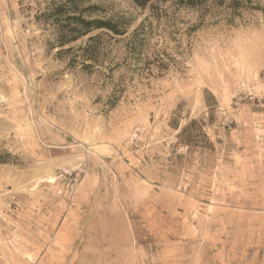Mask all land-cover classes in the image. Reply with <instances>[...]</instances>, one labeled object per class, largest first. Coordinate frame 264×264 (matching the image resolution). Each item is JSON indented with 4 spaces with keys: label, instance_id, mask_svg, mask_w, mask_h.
<instances>
[{
    "label": "rangeland",
    "instance_id": "obj_1",
    "mask_svg": "<svg viewBox=\"0 0 264 264\" xmlns=\"http://www.w3.org/2000/svg\"><path fill=\"white\" fill-rule=\"evenodd\" d=\"M61 1L0 0V264H264V12Z\"/></svg>",
    "mask_w": 264,
    "mask_h": 264
},
{
    "label": "trees",
    "instance_id": "obj_2",
    "mask_svg": "<svg viewBox=\"0 0 264 264\" xmlns=\"http://www.w3.org/2000/svg\"><path fill=\"white\" fill-rule=\"evenodd\" d=\"M82 0H65L55 4V7L49 13L56 14L59 16L60 14L68 13L65 16V21L69 23L72 21L76 23V25H80L81 27H69L68 32H64L60 35V45L64 46L66 43H70L78 40L81 36L88 34L92 30L103 29L112 32L114 35H127L130 32L129 36V50L132 54H135L137 50L141 47V39H139L140 33H144V24H141L134 28L132 31H129L128 26H121L118 22H114L112 20L101 19V18H93L86 19L83 17L82 12H86L90 9L88 7L86 11H78L79 3ZM135 3L139 6H145L148 4L150 0H134ZM207 0H180L179 3H182L183 6L191 7V8H199L201 10L206 9L203 6L205 5ZM214 5L216 7H223L222 14L225 15V18L229 21H234L235 17H242L246 11H263L264 12V0H213ZM203 8V9H202ZM78 12V14H74ZM206 10L204 11V14ZM56 21L58 20L55 19ZM194 28V27H192ZM190 27V29H192ZM98 35H94L89 37V41H95L98 39ZM92 46L87 45L85 49H90ZM168 60H171V57H168ZM159 66H166L168 63H163V59L161 57ZM113 102V101H112ZM115 103H113L114 105ZM2 160V159H0ZM3 162V161H0Z\"/></svg>",
    "mask_w": 264,
    "mask_h": 264
},
{
    "label": "bare ground",
    "instance_id": "obj_3",
    "mask_svg": "<svg viewBox=\"0 0 264 264\" xmlns=\"http://www.w3.org/2000/svg\"><path fill=\"white\" fill-rule=\"evenodd\" d=\"M52 181V180H51Z\"/></svg>",
    "mask_w": 264,
    "mask_h": 264
}]
</instances>
